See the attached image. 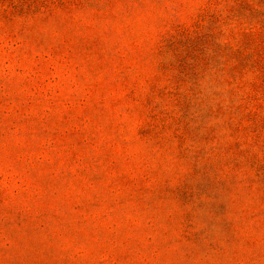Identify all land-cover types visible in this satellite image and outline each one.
<instances>
[{"label":"rangeland","instance_id":"obj_1","mask_svg":"<svg viewBox=\"0 0 264 264\" xmlns=\"http://www.w3.org/2000/svg\"><path fill=\"white\" fill-rule=\"evenodd\" d=\"M0 264H264V0H0Z\"/></svg>","mask_w":264,"mask_h":264}]
</instances>
